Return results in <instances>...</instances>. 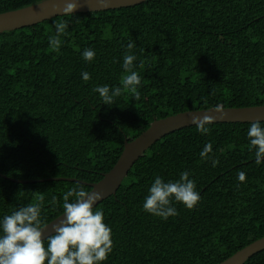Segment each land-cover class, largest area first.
Listing matches in <instances>:
<instances>
[{
  "label": "trees",
  "instance_id": "obj_1",
  "mask_svg": "<svg viewBox=\"0 0 264 264\" xmlns=\"http://www.w3.org/2000/svg\"><path fill=\"white\" fill-rule=\"evenodd\" d=\"M38 1L0 0V12ZM56 21L68 22L59 51L48 40ZM85 49L95 52L90 62ZM125 54L136 57L140 98L123 92L103 104L93 89L122 87ZM218 104H264V0H145L0 32V221L43 195L41 219L49 222L63 212L64 193L89 191L84 182L111 169L124 138L154 119ZM251 123L213 122L206 135L190 125L151 145L116 194L93 208L103 211L113 241L101 264H217L263 236L264 161L256 164L248 148ZM184 171L197 205L172 201L177 215L166 220L145 212L155 178L175 182ZM243 264H264V249Z\"/></svg>",
  "mask_w": 264,
  "mask_h": 264
},
{
  "label": "clouds",
  "instance_id": "obj_2",
  "mask_svg": "<svg viewBox=\"0 0 264 264\" xmlns=\"http://www.w3.org/2000/svg\"><path fill=\"white\" fill-rule=\"evenodd\" d=\"M78 6V0L69 2L63 8L64 15H72ZM55 35L49 36V47L59 51L61 36L67 35L68 22H54ZM134 42L127 45L130 50ZM85 61H92L95 52L85 49L82 53ZM136 57L125 54L123 69L126 75L121 77L122 87L110 88L108 85L96 87L94 92L99 94L103 104L111 105L114 98L123 92L129 93L134 100L140 98L137 90L141 84V77L134 70ZM82 79L88 81L91 77L83 72ZM212 111L223 112L222 105H216ZM192 123L202 135L210 133L207 125L213 123L211 116H193ZM247 137L248 148L254 150L255 162L264 161V127L260 121L251 123ZM212 144L208 143L200 152L201 160L209 158ZM217 160L212 159L215 167ZM246 174L238 173V180L245 181ZM195 182L189 179V172L180 174L179 180L164 182L157 176L145 197L143 210L163 220L177 215L176 209L171 206L172 201L183 204L192 210L200 200V194L195 190ZM239 187V185H237ZM70 198L71 201H70ZM102 199V194L96 191L88 192L82 186L72 188L63 195V219L51 225V235L43 239L47 224L41 219V203L43 195L36 196V203L20 207L10 215H5L0 221V264H101L105 261L113 248L111 228L104 223L102 210L93 211L97 201ZM53 203L56 198L53 197ZM45 241L47 245L45 246Z\"/></svg>",
  "mask_w": 264,
  "mask_h": 264
},
{
  "label": "water",
  "instance_id": "obj_3",
  "mask_svg": "<svg viewBox=\"0 0 264 264\" xmlns=\"http://www.w3.org/2000/svg\"><path fill=\"white\" fill-rule=\"evenodd\" d=\"M143 1L145 0H78V6L72 14L121 8ZM69 2H73V0H41L21 8L0 12V32L33 25L55 16L64 15L63 8ZM212 109L214 107L186 110L154 119L135 138L130 140L124 138L123 149L111 169L104 173L102 178L96 182H84L91 187L88 192L96 191L102 194V199L97 201L96 205L106 197L116 194L117 189L132 165L151 145L174 130L195 125L192 123L193 116L209 115L213 122L264 121V104L223 107L222 113H216ZM53 179L79 181L77 178L67 177H55ZM13 180L26 182V180ZM62 215L63 212L46 223L48 226L44 230L43 239L52 234L51 225L63 219ZM262 249H264V235L238 249L217 264H243L250 256Z\"/></svg>",
  "mask_w": 264,
  "mask_h": 264
}]
</instances>
